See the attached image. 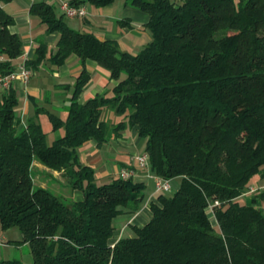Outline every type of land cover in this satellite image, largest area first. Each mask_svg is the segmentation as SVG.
<instances>
[{
	"label": "trees",
	"instance_id": "16d2710c",
	"mask_svg": "<svg viewBox=\"0 0 264 264\" xmlns=\"http://www.w3.org/2000/svg\"><path fill=\"white\" fill-rule=\"evenodd\" d=\"M69 1L104 7L115 0ZM125 1L150 16L151 40L137 53L75 30L52 4L32 5L59 39L54 50L39 41L28 67L38 72L76 55L83 66L93 60L107 69L116 84L81 103L90 80L84 68L65 118L36 105L23 127L16 90L0 92V228L20 230L14 242L29 244L31 264H264V191L239 200L264 180V0ZM14 22L0 6V75L16 69L24 50ZM108 109L121 117L117 124L106 121ZM41 114L61 136L49 141ZM127 128L145 141L151 173L179 186L159 193L149 222L113 243L115 218L139 211L146 183L117 175L98 184L77 149ZM50 185L70 188L71 200ZM74 190L84 198L72 200Z\"/></svg>",
	"mask_w": 264,
	"mask_h": 264
},
{
	"label": "crops",
	"instance_id": "0c3cea01",
	"mask_svg": "<svg viewBox=\"0 0 264 264\" xmlns=\"http://www.w3.org/2000/svg\"><path fill=\"white\" fill-rule=\"evenodd\" d=\"M37 1H45L52 4L55 10L59 9L58 14H62L60 9L62 0H13L9 3L0 1V6L14 17L15 22L10 26L11 32L19 34L24 41V50L19 56L17 63L23 59H32L36 53L39 41H46L49 49L54 50L59 39L57 32L47 33L46 26L41 23L37 16L31 13V7ZM115 1L111 5L104 7H96L88 3L85 5L87 15L83 18L68 17L70 20L68 23L77 31L92 32L101 39L115 40L120 48L125 51L134 49L139 44H147L151 40V33L146 26L150 16L139 8L135 9L129 6L125 0L116 7ZM84 68L89 73L90 80L80 93L79 102L84 103L92 97L111 94L116 81L110 78V73L107 69L101 67L93 60H87L83 66L76 55H71L61 66H42L38 72H35L27 87L20 82L15 85L14 89L20 100L21 114L17 116L20 119V127L26 126L27 119L36 110V105L37 107H46L65 118L70 107L77 77ZM44 115L47 116L46 114L40 115L41 122L45 119ZM116 118L117 120L115 119L109 123L112 125L117 124L121 117L117 115ZM52 139L54 140L55 137L53 136ZM140 139L136 128H127L120 131L119 134L113 133L109 140L102 145H98L94 140L88 141L80 146L77 152L83 164H88L95 168L97 183L100 184V181L105 183L113 176L119 175L120 171H117L112 165L116 160H119L118 162L121 164L120 170L123 167H137L136 153L132 154L130 150L138 147ZM112 143L116 146H112ZM112 152H115V156L110 155ZM35 168L52 173L57 177L62 174V172L54 171L37 162H35ZM139 172L141 175L139 179L144 182L145 178L152 180L153 190L150 195L146 194L147 200L141 205L138 212L134 214L127 213L130 216L127 222L123 223L121 221L118 227L115 225L116 230L111 240L113 243L125 236V234L127 236L134 235V227L144 226L153 215L151 203L157 201L159 193L155 191L154 179L145 176L146 171L144 169H140ZM172 182L176 183V179H172ZM178 186L179 182L176 183V189ZM72 195L76 200L84 198V193L81 190H74ZM127 230L129 231L127 232ZM9 231L10 229L2 230L0 228V241L5 243L0 245V247H8L10 245L11 240H8ZM14 237V241L22 238L19 235ZM27 245L29 244L24 243L20 249ZM23 255L21 259L0 258V264H15L17 261L24 264Z\"/></svg>",
	"mask_w": 264,
	"mask_h": 264
},
{
	"label": "built area",
	"instance_id": "2783aa9c",
	"mask_svg": "<svg viewBox=\"0 0 264 264\" xmlns=\"http://www.w3.org/2000/svg\"><path fill=\"white\" fill-rule=\"evenodd\" d=\"M60 9L62 13L69 18H83L87 15V8L85 5L75 6L70 3L69 0H62L60 3ZM35 72L32 68L28 67L27 59H23L17 63L16 69L7 75H0V92L4 93L14 88L15 85L20 82L25 87L30 84V81ZM138 162L137 167H123L119 175L122 178H138L141 176L139 170L145 169L149 171L148 177H151L155 181L156 192H169L172 189V183L169 179H164L151 173L150 170V157L147 153L136 156ZM264 191V180L256 181L246 189L241 197L252 196ZM219 202L209 206V212L214 213V206L218 205ZM3 245V242H0Z\"/></svg>",
	"mask_w": 264,
	"mask_h": 264
},
{
	"label": "rangeland",
	"instance_id": "374dc122",
	"mask_svg": "<svg viewBox=\"0 0 264 264\" xmlns=\"http://www.w3.org/2000/svg\"><path fill=\"white\" fill-rule=\"evenodd\" d=\"M123 1L124 0H116L115 1L116 7L119 6ZM176 1H179V0H176ZM129 6L135 8V9H138V8L132 6V5H129ZM56 11L58 13L59 12V9L57 8ZM120 14H121V10H120ZM66 20L67 21H70L68 19V17L66 18ZM143 46H144L143 44H139L138 46L134 47V49L129 50V52L137 53V52H139L142 49ZM16 112H17V116H19L21 114L20 107H18V109H17ZM27 117H28V115H27ZM44 117H45V119L42 121L43 128H44V130L46 132L49 133V135H48L49 136V141H52L53 140L52 139L53 136L55 138L61 136L62 133H63L62 130H60V131H52L51 122L49 121V119H48L47 116L44 115ZM104 117L107 119L108 122H112L115 119L117 120V118H116L117 117V114H115V112H113L111 109H109L108 111L105 112ZM111 145L112 146H116L114 143H112ZM130 152L132 154H135L136 153V156L144 154L145 153V141L143 139H140L139 140L138 147H134L132 150H130ZM110 155H112V156L114 155L115 156V152H112ZM118 161L116 160L115 163H112V165H114V168L117 171H120L121 164ZM137 166H138V162H137ZM145 171H146L145 176L148 177L149 171L148 170H145ZM62 178L63 177H61L60 179H62ZM63 181L66 183L67 182V178L66 177L63 178ZM178 182H179V179H176V183H178ZM255 182H256V180L253 181V183H255ZM99 183L100 184H103L104 182L100 181ZM145 183H146V186H147V188H146V194L150 195V192L153 190L152 180H150V178H145ZM173 183H174V185H173ZM176 183L175 182H172V189L168 192L169 194H173L177 190L176 189ZM35 184L36 185H39V183H37V182ZM49 188L53 192H55L56 194H58L59 196H62L63 198H65L67 201L71 200L70 197H68V196H66L64 194L66 191L70 192L71 191L70 188L63 187L62 191L61 190L58 191L53 185H50ZM155 191H156V188H155ZM71 198H72V200H76L73 196H71ZM251 198H252V196H243V197H240L239 200L241 202H250L251 201ZM146 200L147 199H145V201ZM259 205L260 206H264V202H259ZM129 217L130 216H128L127 213H123V214L119 215L118 217L115 218V223H116L115 225L118 227L119 226V223H121V221H123V223L124 222H127V220L129 219ZM213 223L216 225V220L215 219H213ZM128 231L129 230H127V232ZM16 235H19L20 237H22V234H21V232H20V230L18 228H15V227L14 228H11L10 231L8 232V238H9L8 240H11L10 245L8 247H3V246L0 247V258H4V259H19L20 258L21 259L22 254H24L23 257H22L23 263L24 264L32 263L33 259H32V254L30 252V246L27 245L24 248H21L20 249V247L23 246V243L18 244L16 242H14V238H15L14 236H16ZM125 236H127V235L125 234ZM3 244H5V243H3Z\"/></svg>",
	"mask_w": 264,
	"mask_h": 264
}]
</instances>
